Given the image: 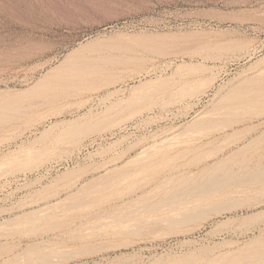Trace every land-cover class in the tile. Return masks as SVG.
Returning a JSON list of instances; mask_svg holds the SVG:
<instances>
[{"label":"rangeland","instance_id":"374dc122","mask_svg":"<svg viewBox=\"0 0 264 264\" xmlns=\"http://www.w3.org/2000/svg\"><path fill=\"white\" fill-rule=\"evenodd\" d=\"M76 49L92 88L29 91ZM260 88L264 0H0V102L18 110L0 264H264V172L198 222L179 216L223 200L176 195L238 151L264 163V115L224 108Z\"/></svg>","mask_w":264,"mask_h":264},{"label":"bare ground","instance_id":"6f19581e","mask_svg":"<svg viewBox=\"0 0 264 264\" xmlns=\"http://www.w3.org/2000/svg\"><path fill=\"white\" fill-rule=\"evenodd\" d=\"M176 38H180V37H176ZM78 51H79V49H76V50L72 51L70 54H68L66 56V58L57 67L52 68L48 73H46V75H44L41 79H39L29 89V91H33V90L57 91L58 89H62V90L64 89V92L66 93L70 89L82 91V90H87L89 88H92V82L96 80V76H95L96 72L92 69V66H91L92 62L89 59L85 58L84 56H79L77 54ZM154 51L159 52V53H163V52H165V47H156V48H154ZM106 79L108 80L107 77H106ZM111 79H112V77H111ZM111 79L108 80V83L110 82ZM95 83H93V84H95ZM8 92H10V91H8ZM224 108H226V113H228V114L229 113L233 114L234 110L239 109V112L237 114H235L238 117L239 121H242L244 119V117L250 113H252L253 115H257V116H262V115H264V88L256 89L255 91H253V92L250 91L248 93L233 94L227 98V103L224 106ZM15 111H18V110L12 106H9L8 104H4L3 102H0V125L5 124L8 121H10L12 119V114ZM19 111H20V108H19ZM92 122H94V121H92ZM90 130H94L93 125L90 128L87 127V129L83 133L89 132ZM251 143H253V142H251ZM255 143H254L255 146H256V144L258 145V143H256V144ZM255 146H253V148ZM242 155H243V153L238 151L237 153L232 155L229 159V160H231V159L240 158L239 162H236V165H237V163L239 165L238 170H235V168H233V166H231V165H230L231 167L229 166V169L226 168V166L230 162L226 159L225 162L224 161H223V163L220 162L214 168V171H213L214 173H212V172L208 173L209 175L207 174L208 176H205V178H203L204 177V174H203V177H202L203 179L200 177V179L202 181L200 180L201 182L199 181L198 184L186 186V187H183L182 189L179 188L177 193L175 192L176 195H180V194L181 195L182 194H193V195H195L196 194L198 196V202L197 203H199V201H205V202H207V200L212 201L215 198H217V199L220 198L223 200V202H220L219 204H213L212 206H214V207H212L211 204L209 203L211 206V208L209 207V209H207V207L202 208L204 206L201 207L198 204L197 209L194 208V211H196V212H194L193 210H189V211H187V213L184 212L185 213L184 216L182 215V213L180 216L178 215L181 219L180 218H176V219L172 218V220L174 221V220L180 219L181 221H183L185 219V220L192 221L190 219H193V220H195V222H198V221H201V220H204L205 218H207L211 212L214 213V211L217 212L220 210L222 211L224 209H226V210L229 208L232 209V207H235L238 203H241L242 202L241 200H240L241 202L240 201L238 202L236 200L238 203L233 200V196L231 195V192H232L231 189L232 188L243 189L244 185H246V184L250 185V183H252L254 181L255 182L258 181V179L261 178V173L264 172V163H262V161L257 162L256 163L257 165L255 167L250 168L248 163H246V161H245V159H246L244 157L245 155L244 156H242ZM257 155H258V153H257ZM252 158H255V157H252ZM249 162H251V160ZM236 165H234V166L236 167ZM254 165H255V163H254ZM206 171H208V170H206ZM260 180H263V179H260ZM189 182H191V181H189ZM242 192H244V191H242ZM247 196L248 195H246V197ZM252 199H254V197ZM247 200H248V198H247ZM247 200H245V201H247ZM249 200H251V198ZM181 216H183V217H181ZM166 220H168V219H166ZM169 221H171V219ZM252 254H254V253H252ZM228 255L230 256V254H228ZM239 255L241 256V254H239ZM245 257H246V254H245ZM259 260H260V258H259ZM240 262H241V260H240Z\"/></svg>","mask_w":264,"mask_h":264}]
</instances>
